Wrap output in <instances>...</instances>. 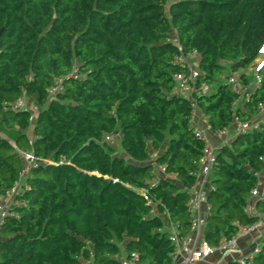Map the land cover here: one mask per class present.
I'll use <instances>...</instances> for the list:
<instances>
[{
	"label": "trees",
	"instance_id": "trees-1",
	"mask_svg": "<svg viewBox=\"0 0 264 264\" xmlns=\"http://www.w3.org/2000/svg\"><path fill=\"white\" fill-rule=\"evenodd\" d=\"M263 41L264 0H0V192L28 186L13 208L18 217L0 226V264H121L132 251L142 264H171L158 212L178 235L188 233L186 188L203 146L189 101L172 93L177 44L199 55V81L212 89L194 98L216 131L237 98L219 76L238 69L249 83L244 73ZM261 73L236 110L242 120L264 104ZM56 78L62 89L49 96ZM22 90L34 115L2 107ZM17 149L56 165L39 161L21 177ZM156 165L175 178L157 176ZM255 171L264 174V123L218 148L206 196L209 245L256 220L244 209ZM253 264H264V237Z\"/></svg>",
	"mask_w": 264,
	"mask_h": 264
},
{
	"label": "built area",
	"instance_id": "built-area-1",
	"mask_svg": "<svg viewBox=\"0 0 264 264\" xmlns=\"http://www.w3.org/2000/svg\"><path fill=\"white\" fill-rule=\"evenodd\" d=\"M174 41L176 42V40ZM261 49H264V41L258 48V54L264 56V52H261ZM195 58H197V61H194ZM198 60L199 55L196 50L185 52L177 44V53L173 56L172 63L180 68V71L173 75L174 87L172 93L189 101L191 107L189 123L195 137L203 141V146L197 161L196 180L191 186L186 188L188 194L187 208L191 216L188 233L183 236L178 235L175 226L168 220V213L164 210L162 214L169 239L174 246L171 254V264H225L227 261H233L236 264H253L254 257L260 250L261 241L249 249H245L240 247L239 240L245 237L248 238L257 232H264V213H260L257 210V203L264 202V179L260 173L256 171L253 173L257 177V182L250 190L249 198L244 208L248 216L256 218L252 224L240 226L234 236L222 238L214 246L209 245L203 239V229L207 211L209 210V206L206 203L209 177L217 160L218 148L228 143L235 134L258 129L264 123V104H259L258 114L249 119L242 120L236 114V110L243 108V105L248 102L251 92L260 86L264 61H258L252 65V79L247 84L242 82V73L238 69L219 76V81L225 84L237 98L232 102V118L229 124L224 128L213 131L208 125L207 119L200 113L194 98L195 95H206L212 89L210 84L199 81ZM75 74L76 71L73 69L71 75L75 77ZM244 74L248 75V72ZM61 89L62 79L56 78L47 92L49 96H54ZM2 107L4 110L10 111L29 110L32 115L36 112L35 107L28 102L24 90L21 91L16 99L4 101ZM30 119L33 120V117H30ZM114 138L111 134H105L103 137L104 141L109 142L113 141ZM17 151L23 160L21 177L25 176L28 170L36 166L39 161L56 165L55 162L38 158L31 151H21L19 149ZM155 156L156 153H152V158ZM156 168L160 174L159 176L169 179L175 178L173 175L165 173L162 165H156ZM153 184V181H151L150 186H153ZM26 187H28L26 184L18 181L10 188L0 192V226L8 217H18L13 208L23 204L18 197L22 195ZM139 192L147 204H152L147 190L141 189ZM213 255L218 256L219 259L214 262H208L207 258ZM120 261L121 264H142L138 253L135 251H132L129 256L121 258Z\"/></svg>",
	"mask_w": 264,
	"mask_h": 264
},
{
	"label": "crops",
	"instance_id": "crops-1",
	"mask_svg": "<svg viewBox=\"0 0 264 264\" xmlns=\"http://www.w3.org/2000/svg\"><path fill=\"white\" fill-rule=\"evenodd\" d=\"M194 61H197V58H195ZM154 172H155V174L157 176L160 175L159 172H158V170H157V168H155ZM161 213L163 214V212H161ZM263 237H264V232H257L255 234H252L248 238H246V237L245 238H241L239 240V245H240V247H243L245 249H247V248L249 249L253 245L257 244L258 241L260 242L263 239ZM123 255H126V254H122L121 257H120V259L125 257ZM217 259H219L218 256L213 255V256H210L209 258H207V261L208 262H214V261H217Z\"/></svg>",
	"mask_w": 264,
	"mask_h": 264
},
{
	"label": "rangeland",
	"instance_id": "rangeland-1",
	"mask_svg": "<svg viewBox=\"0 0 264 264\" xmlns=\"http://www.w3.org/2000/svg\"><path fill=\"white\" fill-rule=\"evenodd\" d=\"M258 61H264V56L263 55H259L257 58H256V60L255 61H253L252 62V64H251V66H250V68L246 71V73L248 72V74L249 75H252V72H253V68H252V65L255 63V62H258ZM264 68V67H263ZM230 72V70H229V68H227V69H225L224 70V73H229ZM2 132H0V133H4L5 134V132L7 133V129H3V130H1ZM230 134H231V132H230ZM229 134V135H230ZM110 144H112V145H114V146H117L116 144H117V142H115V141H113V142H110ZM262 176V178L264 179V174L263 175H261ZM155 210H156V208H155ZM160 215H162V213L159 211L158 212ZM259 242V241H258Z\"/></svg>",
	"mask_w": 264,
	"mask_h": 264
},
{
	"label": "snow or ice",
	"instance_id": "snow-or-ice-1",
	"mask_svg": "<svg viewBox=\"0 0 264 264\" xmlns=\"http://www.w3.org/2000/svg\"><path fill=\"white\" fill-rule=\"evenodd\" d=\"M261 52H264V49H261Z\"/></svg>",
	"mask_w": 264,
	"mask_h": 264
}]
</instances>
